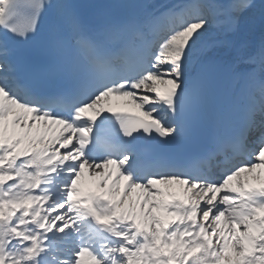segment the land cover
I'll use <instances>...</instances> for the list:
<instances>
[{
  "label": "snow or ice",
  "instance_id": "snow-or-ice-1",
  "mask_svg": "<svg viewBox=\"0 0 264 264\" xmlns=\"http://www.w3.org/2000/svg\"><path fill=\"white\" fill-rule=\"evenodd\" d=\"M0 264H264V0H0Z\"/></svg>",
  "mask_w": 264,
  "mask_h": 264
},
{
  "label": "bare ground",
  "instance_id": "bare-ground-1",
  "mask_svg": "<svg viewBox=\"0 0 264 264\" xmlns=\"http://www.w3.org/2000/svg\"><path fill=\"white\" fill-rule=\"evenodd\" d=\"M261 39V33L259 32V30H256L252 33H246L236 37H228V43L224 47L215 50L214 56L223 65V74L218 84L219 90L222 95L227 96L231 89L234 87V82L230 79L227 68L228 62L233 55V46H247L253 43H258ZM225 54L226 57L224 56Z\"/></svg>",
  "mask_w": 264,
  "mask_h": 264
}]
</instances>
